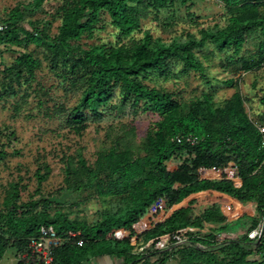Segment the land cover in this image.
<instances>
[{
    "label": "trees",
    "instance_id": "16d2710c",
    "mask_svg": "<svg viewBox=\"0 0 264 264\" xmlns=\"http://www.w3.org/2000/svg\"><path fill=\"white\" fill-rule=\"evenodd\" d=\"M46 1L30 0L26 5L18 4L8 10L5 18L0 19L6 26L0 33V46H5L6 50L23 45L42 48L50 68L62 70L70 76L72 85L81 88L74 107H60L70 131L82 135L89 120L102 118L101 108L117 92L121 104L129 102L134 112L150 113L157 121L146 132L138 149L131 144L123 148L115 145L98 153L92 166L81 157L75 164L76 169L70 161L65 164V182L73 191L116 201L115 208L102 211L93 222L70 220L57 210L59 203L55 197L39 195V186L49 175L46 167L38 169L34 175L38 185L34 195H38V199L33 195L22 202L20 183H10L3 190L0 204V263L7 251L15 250L20 254L16 264H38L36 258L31 257L29 240L38 236L41 226L49 225L59 237L68 232L79 233L78 238L53 249L51 264H87L103 256L113 257L119 264H264V150L258 130L264 124V109L253 121L245 111L238 89L222 102L215 101L213 93L177 100L173 93L144 83L154 77L177 79L189 72L198 73L204 79V67L196 52L206 44L220 53L227 52L231 67L240 63L244 72L260 70L264 65V44L259 46L257 57L250 61L238 55L250 33L257 30L264 34V0H219L226 10L225 26L200 29L198 36L182 33L164 42L145 32L130 45H96L86 50L75 49L71 43L83 37L91 38L103 15L109 17L120 38H128L140 31V23L148 14L166 10L175 2L180 8L192 0H64L55 12L60 20L55 36L49 35L48 22L44 23L46 27L29 23L30 31L21 25L27 15L42 12ZM41 64L32 53L24 52L4 72L16 79L23 75L33 79ZM226 84L233 86L232 81ZM259 103L264 108V94ZM131 134L135 137L134 131ZM188 135L197 139L195 145L174 141L177 136ZM226 154L234 157L241 180L239 188L224 179L199 180L198 169L225 167L232 160ZM5 157V151L0 149V161ZM171 161L178 164L175 171L168 172L166 167ZM176 185L179 187L174 189ZM201 192L227 196V200L222 201L214 193L201 195L218 197L224 204L233 203L238 216L243 209L252 208L240 204L254 203L258 218L253 220L252 228L263 222L259 243L249 240L215 243L212 235H201L192 240L191 246L140 254V245L105 238L112 230H129L162 196L169 199L170 207ZM191 212L189 207L180 209L148 233L146 240L185 229ZM212 215L214 218L197 217L192 224L220 221L217 211L213 210ZM79 239L83 241L81 247L76 244Z\"/></svg>",
    "mask_w": 264,
    "mask_h": 264
},
{
    "label": "rangeland",
    "instance_id": "374dc122",
    "mask_svg": "<svg viewBox=\"0 0 264 264\" xmlns=\"http://www.w3.org/2000/svg\"><path fill=\"white\" fill-rule=\"evenodd\" d=\"M29 1L0 0V19L5 18L6 12L16 5H26ZM63 1L47 0L42 12L27 15L21 25L30 31L29 23L46 27L44 23L48 22L49 35L55 36L60 24L55 12ZM225 24L226 10L219 0H192L180 8L175 2L166 10L148 14L140 23V31H135L128 38H120L111 26L109 17L103 15L100 23L95 26L91 38L83 37L79 42H72L71 46L86 50L96 45L105 47L130 45L133 41L141 39L145 32H149L154 38L169 42L182 36V33L198 36L197 32L200 29L215 25L223 27ZM261 44H264V34L256 30L247 37L238 56L248 61L256 58ZM24 52L32 53L42 63L35 71L33 79H28L24 75L16 79L4 72V69L12 66L14 59ZM196 53L204 67V79L198 73L189 72L177 79L169 77L164 80L154 77V80H146L144 83L173 93L177 100H189L203 93H213L215 101L222 102L229 99L238 89L244 99L248 117L256 121L257 115L264 109L259 103V98L264 94V65L260 70L250 72L242 71L240 63L231 67L226 59L227 52L220 53L211 44H206ZM45 57L44 50L33 45L13 47L10 50L0 46V149L6 153V157L0 161V204L3 190L7 189L10 183L16 182L21 186V201H28L38 189L35 172L46 167L49 175L39 186V195L55 197L59 203L57 210L70 220H85L90 223L95 221L102 211L115 208L116 201L100 199L88 192L73 191L69 183L65 182V164L70 161L76 169L75 164L81 157L88 166H92L98 153L107 151L115 145L123 148L131 144L138 149L140 141L157 121V117L150 113H142L140 110L134 112L129 102L121 104L117 92L116 96L101 108L103 114L100 120H89L88 128L82 135L74 134L70 131L65 112L60 110V107H74L80 98L81 88L72 85L70 76L62 70L51 69ZM228 81H232L233 86H228L226 84ZM133 131L135 137L131 134ZM136 151L142 154L139 150ZM177 164L178 161H171L167 165L174 170ZM203 193L208 192L189 196L177 206V209H183L187 208L188 204L191 205L192 212L188 221L190 223L197 217L214 218L211 216L213 210L219 214V207L214 205H226L222 202L227 200L225 197L212 193L220 196L221 201L220 197L201 196ZM38 197L34 195V199ZM190 200L193 204L189 202ZM227 204L233 205L231 202ZM248 205L252 208L249 207L245 211L243 209L242 213L256 215L254 207L256 205L253 203ZM250 219V215H245L241 222L248 224ZM216 221L222 223L220 230L207 228L208 231L224 232L233 226L232 223H225L223 219ZM202 223L204 222L200 224ZM147 242L144 237L140 244L143 246ZM19 256L15 250H9L0 264H16Z\"/></svg>",
    "mask_w": 264,
    "mask_h": 264
},
{
    "label": "built area",
    "instance_id": "2783aa9c",
    "mask_svg": "<svg viewBox=\"0 0 264 264\" xmlns=\"http://www.w3.org/2000/svg\"><path fill=\"white\" fill-rule=\"evenodd\" d=\"M6 29L3 23H0V33ZM259 132L262 135L261 149L264 150V127H258ZM177 144H188L195 145L197 139L192 135L188 136H177L174 138ZM231 157L232 160L227 163L223 168H200L197 171L199 180H228L232 182V185L236 188L241 186V180L238 176V168L232 155L226 154ZM168 172H173L175 169H170L167 165ZM214 175V176H213ZM174 189H177L174 186ZM192 200L189 202L191 203ZM169 199L166 196L158 198L151 206L148 207L145 214L140 217L129 230L115 229L107 233L106 240L108 241H126L128 240L131 245H140V254H148L153 251H171V247L175 245L179 246H191L192 240L198 238L201 235H212L215 243H224L227 241H243L249 240L256 242L262 234L263 222H260L256 228H252L254 219L258 218L257 208L255 207L256 215L247 214L243 212L241 215H235L236 206L226 204L219 207V216L224 220L225 223H232V227L228 231L224 232H211L208 231V224L206 222L195 225L189 223L185 229H182L175 234L164 235L155 239L149 240L143 246L140 242L143 241L144 237L150 233L157 225L164 224L169 218L176 214L180 208L177 209V205L168 206ZM193 204V203H191ZM250 204V203H248ZM248 204H240L241 207ZM252 204V203H251ZM254 205V203H253ZM191 208L189 204L186 206ZM192 209V208H191ZM245 215H250L251 219L248 224L242 223ZM254 215V216H253ZM254 218V219H252ZM234 223V224H233ZM225 225V224H223ZM79 233L68 232L63 237H59L53 226H41L39 234L29 240V251L31 257L36 258L38 264H51L53 260V249L60 247L66 241H71L78 238ZM77 246L81 247L83 241L77 240ZM198 245V243H196ZM24 255L21 256L23 258Z\"/></svg>",
    "mask_w": 264,
    "mask_h": 264
},
{
    "label": "crops",
    "instance_id": "0c3cea01",
    "mask_svg": "<svg viewBox=\"0 0 264 264\" xmlns=\"http://www.w3.org/2000/svg\"><path fill=\"white\" fill-rule=\"evenodd\" d=\"M208 193H214V192H208ZM215 194H218V193H215ZM218 195H221V196H224V197H227L225 195H222V194H218ZM206 224H208V228L209 229H215V228H218L220 230V225L222 223H218V222H207ZM211 231V230H210ZM212 232V231H211ZM219 232V231H218ZM117 259L113 258V257H109V256H103V257H97V258H94L89 264H119L117 263Z\"/></svg>",
    "mask_w": 264,
    "mask_h": 264
},
{
    "label": "water",
    "instance_id": "95a60500",
    "mask_svg": "<svg viewBox=\"0 0 264 264\" xmlns=\"http://www.w3.org/2000/svg\"><path fill=\"white\" fill-rule=\"evenodd\" d=\"M259 241H260V238L256 241V244H258ZM178 246H179V245H175V246L171 247V249H173V248H175V247H178Z\"/></svg>",
    "mask_w": 264,
    "mask_h": 264
},
{
    "label": "clouds",
    "instance_id": "9594fccd",
    "mask_svg": "<svg viewBox=\"0 0 264 264\" xmlns=\"http://www.w3.org/2000/svg\"><path fill=\"white\" fill-rule=\"evenodd\" d=\"M202 193V192H201Z\"/></svg>",
    "mask_w": 264,
    "mask_h": 264
}]
</instances>
